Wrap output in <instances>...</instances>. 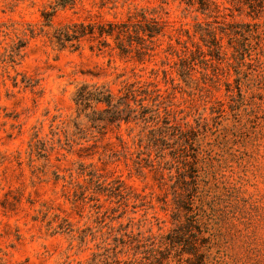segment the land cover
Masks as SVG:
<instances>
[{"label":"rangeland","instance_id":"1","mask_svg":"<svg viewBox=\"0 0 264 264\" xmlns=\"http://www.w3.org/2000/svg\"><path fill=\"white\" fill-rule=\"evenodd\" d=\"M209 1L79 0L46 26L54 0H0V264L150 249L176 264L179 226L206 264H264V0ZM141 9L163 24L142 61L111 39L50 42L66 23ZM83 84L115 100L133 84L131 115L145 107L146 121H92L104 106L79 110Z\"/></svg>","mask_w":264,"mask_h":264},{"label":"trees","instance_id":"2","mask_svg":"<svg viewBox=\"0 0 264 264\" xmlns=\"http://www.w3.org/2000/svg\"><path fill=\"white\" fill-rule=\"evenodd\" d=\"M79 0H54L50 6L51 10L42 11L44 25L50 26L51 18L58 9L66 6H73ZM190 1V0H188ZM203 9L209 8L211 2L209 0H198ZM147 10L141 9L133 16H129L124 20H110L97 22L73 21L55 28L50 36V42L58 49L69 48L76 50L80 47L83 40L96 41V48L101 50L110 46L108 39L114 43V47L118 50L120 56L134 55L138 61H142L146 56L150 55L153 50V38L159 35L163 30V24L154 17H147ZM228 30V31H227ZM229 28L224 27L223 32L229 34ZM237 31H234V34ZM203 37L208 38L210 47L220 48L219 39L215 35V29L210 27L203 28ZM93 45L91 46V48ZM137 90L130 84L125 88L122 96L116 100L113 94L105 85L83 84L74 96L75 104L80 111H85L93 106V104H101L104 108L100 111L92 109L91 118L96 122L99 120L109 123L114 121L125 120L129 118H141L146 121L145 113L147 108H142L141 114L131 115L134 110L130 109L127 100H135ZM142 106V99L139 100ZM96 113H104L102 118L95 116ZM179 226V225H178ZM180 227V226H179ZM174 229L175 235L172 238V248L177 252L176 264H206V256L199 251V246L195 241H183L175 239L180 235V228ZM179 242V243H178ZM162 251H166L165 253ZM144 255L141 259L120 260L116 255H108L107 253L94 254L88 264H168L170 250L150 249L143 251ZM182 254H187L185 258Z\"/></svg>","mask_w":264,"mask_h":264}]
</instances>
